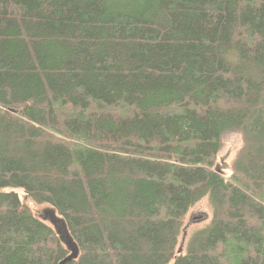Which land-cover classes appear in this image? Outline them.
<instances>
[{
	"label": "trees",
	"instance_id": "obj_1",
	"mask_svg": "<svg viewBox=\"0 0 264 264\" xmlns=\"http://www.w3.org/2000/svg\"><path fill=\"white\" fill-rule=\"evenodd\" d=\"M64 260L264 264V0H0V264Z\"/></svg>",
	"mask_w": 264,
	"mask_h": 264
},
{
	"label": "rangeland",
	"instance_id": "obj_2",
	"mask_svg": "<svg viewBox=\"0 0 264 264\" xmlns=\"http://www.w3.org/2000/svg\"><path fill=\"white\" fill-rule=\"evenodd\" d=\"M222 148L218 155L217 167L222 170L226 175H230L231 169L230 165L233 160L239 153L240 149L243 146V137L242 135L235 130L227 131L222 137ZM18 192L23 200H25V194L23 189H18ZM34 211L48 223H50L63 237L69 240L65 221L62 216H60L55 209L49 205H36L29 202ZM211 208L207 201H202L197 203L188 213L186 223H190L188 233H192L194 230H197L205 226L211 218ZM66 246L69 245V242L63 239Z\"/></svg>",
	"mask_w": 264,
	"mask_h": 264
},
{
	"label": "water",
	"instance_id": "obj_3",
	"mask_svg": "<svg viewBox=\"0 0 264 264\" xmlns=\"http://www.w3.org/2000/svg\"><path fill=\"white\" fill-rule=\"evenodd\" d=\"M64 238V237H63ZM65 239V238H64ZM66 260H64V261H62L60 264H65L64 262H65Z\"/></svg>",
	"mask_w": 264,
	"mask_h": 264
}]
</instances>
